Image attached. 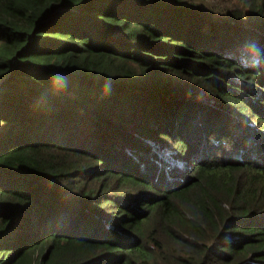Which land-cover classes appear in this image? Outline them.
I'll return each mask as SVG.
<instances>
[{
    "label": "trees",
    "instance_id": "1",
    "mask_svg": "<svg viewBox=\"0 0 264 264\" xmlns=\"http://www.w3.org/2000/svg\"><path fill=\"white\" fill-rule=\"evenodd\" d=\"M0 264H264V0H0Z\"/></svg>",
    "mask_w": 264,
    "mask_h": 264
},
{
    "label": "clouds",
    "instance_id": "2",
    "mask_svg": "<svg viewBox=\"0 0 264 264\" xmlns=\"http://www.w3.org/2000/svg\"><path fill=\"white\" fill-rule=\"evenodd\" d=\"M111 82L109 81L108 83H107V89L110 91L111 90Z\"/></svg>",
    "mask_w": 264,
    "mask_h": 264
}]
</instances>
